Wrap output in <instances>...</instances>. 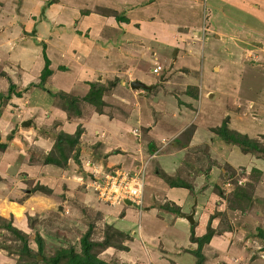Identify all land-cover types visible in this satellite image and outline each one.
<instances>
[{
	"label": "rangeland",
	"instance_id": "rangeland-1",
	"mask_svg": "<svg viewBox=\"0 0 264 264\" xmlns=\"http://www.w3.org/2000/svg\"><path fill=\"white\" fill-rule=\"evenodd\" d=\"M38 1L41 2L38 3ZM53 1L55 0H32L28 2L24 10L23 6L26 0H0V19H2L0 21L3 22V25L5 24L0 28V37L9 39L10 36H14V39L10 40L9 46L7 45L11 48L10 52L22 54L23 56L26 54L31 67V72L24 74L16 61H13V64L4 58L3 62L0 63V81L4 84L0 86V114L9 113L6 122L0 123V150H6L4 158L7 159L5 162L9 164L8 168L7 166H2L3 168L0 170V187L3 188L0 189V264H52V261H55L54 264H95L96 260L99 259L105 264H140L138 263L140 261L136 258L138 255L141 259L144 258V264L195 263L194 256H189L185 253V250L188 253L189 249L192 250L197 246V243L192 242L190 238V243L194 244L185 242L187 239L184 240L183 235L187 232V229L184 223L183 227L180 221L172 222L171 224L163 223L165 228L158 231L159 236L162 235L163 237V239L161 237V240L167 250H173V247H170V243L174 242L172 239H181L180 246L185 248V250L181 249V253H184L183 263H180L175 258L177 263L171 259L167 260L164 257L166 255L163 252L160 253L159 249L157 253H159L158 255L161 254L162 258L157 259L153 256L155 255L154 252H152L153 248H155V242L150 240H144L146 243L145 247L140 245L139 248V245H136V251L133 249V252L129 253V249L126 246L129 245L127 239L133 236L132 234H139L140 227H142V230H147L151 226L145 216L139 219L135 210L138 209L141 212L143 210V213H146L148 212V209H145L147 204L158 206L164 211H170L171 213V208L181 205L179 214L188 211L193 206V209L196 208L197 210L195 218L199 217L198 212L200 209L206 210L205 206H207L210 210L207 211V214H209L206 221L207 231H212L214 235L219 234V231L223 228L228 227L230 229L232 234H219L221 236L220 239L225 243L221 248L225 249V253L213 255V251L216 249L215 246H221L219 245L220 243L216 244L213 238H210L209 242L206 243L205 251L208 252L206 264H264V239L258 236L256 229L257 227L264 228V203L259 200L255 204L252 203V206L248 207V211L245 213L246 216L239 219L236 217V213L240 209L233 208L235 206L234 200L237 199L235 193L233 194L232 192L238 178L236 172L239 171L240 174H243L242 169L245 170L246 167L241 166V163L244 162L241 160L246 153L242 152L237 145L226 144L214 132V128L219 127L227 117H229L228 126L231 122L239 127H242L243 123L246 125L255 123L257 127L253 126V131L264 132V71L262 72L264 69V54L260 49L262 48V42H264V35L253 34L247 28L244 18L241 20V16H239L241 12L235 11L234 7L223 3L221 9L224 12L220 10L216 13L217 9H215V6L219 5H215V0H201L207 23L214 28L221 26L225 35L227 31L231 33L234 27L236 33L239 32L238 36H234L236 38L235 43H233L234 48L231 47L235 53L230 56V58L234 57L239 62L238 67L231 65L230 69L219 77H207L212 85H217L220 82L224 90H230L234 85L238 86L239 90L236 88L234 94L231 91L228 94H224L225 91L218 89L215 94L219 95L223 101L221 103L212 101L215 102L213 103L214 106H210L200 105V96L197 88L190 85V82H188L189 85L186 87L183 83L176 81L178 78L171 82L169 77L171 76L169 74L171 69H166L169 63L165 67L162 66V70L158 74L150 71L154 62L158 61L156 51L152 46L145 45L144 41H142L140 34H137L139 28L137 30L129 27L120 30L117 25L115 27L110 26L113 28L111 34L113 37L110 39V45L117 38H121L122 34L123 37L130 34V38L135 39L133 41L135 43L133 44L134 52H132L137 57L135 61L138 62L140 60V65H143V73L150 79L154 78L153 82L148 81L153 87V92L151 90L148 95L155 96V103L145 102L143 108L147 110L144 113L145 118H150V115L153 116L155 132L166 121H174V118L167 119L169 115H166V112L171 113L172 111V115L175 112L174 116H178L175 121H182L184 119L181 114L187 112L191 117L195 113L197 114L201 108L206 117L199 121L198 130H195L196 126L192 122L190 124L184 123L180 128L173 125L176 124L173 122L170 127L175 131L171 130V132L166 131L164 133L159 131L158 137L161 138L162 134H164L161 140L159 139V142L148 141L149 138H146V142L143 143L140 138H137L140 140V144L137 147L129 146L127 148L128 144H132V140L135 138L124 134V139L127 141L125 150L121 147H114L112 141L107 142L105 136L100 135V133L99 137L95 133H91L90 135L94 138L89 143L87 142V146L82 147L79 146V142L77 145L70 144L68 140L66 142V137L63 136L62 146L64 151L62 154L67 156L75 155L76 150H79L78 162L73 156H70L64 162L59 157L60 152L55 148L53 152L52 149L56 138H59L61 133L56 129L55 123L48 127L44 123L46 121V123L48 121L51 122L53 117L58 118V110L60 109L64 113L63 117L68 115V121L76 122L77 129L83 121L85 122L90 117V114L100 112L103 107L98 105L88 106L83 101L78 105L66 104L65 101L61 100L62 95L57 94L56 91L58 90L56 85L54 86L53 78L49 79L50 75L44 82L40 81V86H37L41 88L40 91L29 92V99L35 105L46 107L45 112H47L49 109L47 100L51 97L48 93H52L54 97L53 94L56 92L57 97L55 96L53 99L55 108L48 115V113L40 111V107L38 109L37 106L30 105L28 95L25 93L36 87L32 84L39 81L42 69L34 73L39 68L42 60L40 59V62L33 63V58L36 54L32 53L40 54L43 48L42 43L44 42L47 55L51 58L50 64L51 61L59 64V72L66 73L67 70L73 72V64H78L80 65L79 67L84 69L82 64H87L84 59L88 58L90 60L91 58L95 60L97 58L91 54L95 51L93 47H98V34H93L90 29L78 31L79 21L92 12L103 17L113 18L116 22H126L128 18L126 17L125 7L128 6L118 5L116 8H109L104 6V0H93V3L79 0V8L75 10L76 16L73 21L71 19L70 27L67 28L66 23L62 22V19L57 18L56 11L50 14V11L46 10L47 5ZM63 1L65 3L66 0ZM116 1L119 4V0ZM124 1L130 2V0ZM67 5H70V3L67 2ZM76 6L71 4L69 7L74 10ZM23 12L33 20L30 21V25L32 22L37 25L32 26L29 30V37L24 32L20 37L18 36L19 25H22L18 15L22 16ZM235 14H238V17ZM48 16H50V20H48ZM16 17V23L14 22L15 24H13V19ZM236 18L239 20H236ZM54 22L55 24L53 25ZM48 23L49 25L47 26ZM51 25H53V28L49 30L48 28ZM97 30L100 32L101 27H98ZM19 31L22 32L21 30ZM67 31L73 35L75 34L76 37L70 38L71 35L63 36ZM209 34V37L214 38V31ZM78 36L83 39L88 37L87 39L91 40L90 45L85 46ZM24 37H27L28 40L25 41ZM222 37L224 38L225 36ZM247 40H249L248 42H259L261 45H256L254 42L248 45L246 43ZM20 44L26 48L33 49V51L30 50L32 53L28 50H23L20 53L19 48L17 49ZM35 46H39V49H36ZM140 52L142 55L139 56ZM96 53L100 56L99 58L105 56L102 51ZM5 54H2L1 57H4ZM127 54L133 56L130 52H127ZM186 54L190 53L187 52ZM106 55L108 56L109 54L106 53ZM218 56L220 57L222 54ZM7 66H10V70H8ZM241 67L244 69L246 67L245 71L241 70ZM250 67L253 68L251 69ZM260 68L263 69L260 70ZM136 69L138 68L136 67ZM99 75L101 76L102 74ZM100 76L91 80L89 89L91 84H93V89H95L94 92H96L97 96L105 97L107 101L110 98H115L113 104L110 105L111 108L106 110L108 114L104 118L105 120L114 121L116 117L123 118L122 114L130 112V110L127 111L128 108L131 106L138 107V104L135 103L134 94H131L130 90L124 91L118 86L119 78L105 79V77L101 76L102 79H100ZM47 80L50 83L47 84ZM63 84L65 87L68 83L63 80ZM200 85L201 83L198 81L196 86L199 88ZM18 87H21L20 90H17ZM47 89L50 91H45ZM179 89H182L183 92H180ZM158 92L163 99L164 97L165 99L174 97L173 94L178 92L175 94L176 97H174L176 102L173 99H168L170 102L163 107L159 101L161 99H157ZM189 95L193 97L190 98ZM203 97L204 99L208 98L205 93ZM59 106L64 107L67 112L63 111ZM2 117L0 116V120ZM127 120L131 121L132 118ZM22 121H29V123L22 125ZM80 122L81 124L78 125ZM246 125H244V128H249L250 132L251 128L246 127ZM140 128L142 127L140 126ZM181 128H183L182 133L178 132ZM146 132V128H142V133L147 134ZM176 132V135H172ZM192 132L195 135L192 134V136ZM46 134H48L46 138L51 146L47 151H43L36 143V138ZM189 138L190 142L188 143ZM176 140H178L176 143L181 146H177V152L170 150V144ZM102 141L106 147L103 151H108L107 154L102 151ZM258 141L264 142V134L259 137ZM20 153L22 158L20 156L19 161L24 164L23 167H20L21 165L13 166L14 162L18 160ZM103 154L106 158L102 160ZM46 155H55L60 158L64 166L46 163ZM149 156L152 157L150 158ZM240 157L241 160H238ZM144 162L147 163L146 186L140 207L131 203L124 204L121 201L111 204L110 200L115 201V199L112 194L109 193L108 195L106 193L108 186L102 183L105 180V175L125 173L123 168L127 167L129 170H136V166H141ZM260 163L264 166V162L260 161ZM195 176H198L200 181L206 180L207 184H202V182L201 185H196L192 180ZM251 176L253 177V179L251 178L252 181L257 177L254 172H251ZM147 181L149 184L157 182V187H155L157 193L154 189H149L150 186ZM178 182L189 184V186H179ZM173 183L178 186L173 185ZM163 186L168 190L179 189L178 191H181L182 196L184 195L182 199L187 198L186 204L183 206V203L179 202L181 201L180 197H172V199L169 197L163 200L164 192L161 190ZM193 186L198 188H193ZM201 187L205 188L202 189ZM89 195L92 198L88 200ZM177 195H180V193H177ZM108 196L109 198H107ZM115 205L121 207V214L127 208L128 212L135 214L134 218L137 215L133 229L135 233H131V230L125 231L116 225L112 217L116 214L112 211ZM157 222L160 223L161 221ZM188 222L190 223V221ZM192 223L194 224V221ZM168 227L170 228L168 229ZM174 228L178 230H174ZM18 229L24 232L26 236L20 239L17 234ZM154 229L156 230L157 228ZM193 233L196 235L194 230ZM154 238L156 239V237ZM105 240L109 242V245H105ZM24 243L30 251H26ZM119 245L122 247H117ZM157 246H162V244H157ZM106 247L109 248L107 251L105 250Z\"/></svg>",
	"mask_w": 264,
	"mask_h": 264
},
{
	"label": "crops",
	"instance_id": "crops-1",
	"mask_svg": "<svg viewBox=\"0 0 264 264\" xmlns=\"http://www.w3.org/2000/svg\"><path fill=\"white\" fill-rule=\"evenodd\" d=\"M29 1H32V0H26L25 5L23 6L24 10H25ZM94 1L93 0H86V3H89V2L93 3ZM39 2H41V1H38V3ZM67 2L70 3V5L71 4L77 5L76 6L77 8L75 7V9L73 10L71 7H69L70 5L66 6ZM104 3H105L104 6L109 7V8H116L118 5H120V6L127 5L128 7H125V11H126L125 13H126V17L128 18V21L116 22L113 18H109V17H105V16L103 17V16H100V15L92 13V12L85 15V18L83 20L79 21L78 31H81L84 29H90V31L93 34L94 33L98 34V37H97L98 47L92 46L93 49H95V51H93L94 53L91 54V55L96 56L97 58H95V60H93L91 58H90V60H88V58L84 59L87 63V64H82L84 66V69H83V67H79L80 65H78V64H76V65L73 64L72 65V69H73L72 71L73 72H70L69 70H67L66 73L59 72L58 68H60V65L57 64L56 62L51 61V64L49 65V67L51 68L52 73L49 76V79L53 78L54 86L56 85L57 90L61 89V90H64L66 92H70L71 94H73L75 96H77V95L82 96L88 92L89 83L91 82V80L95 79L94 77L98 78L100 76L99 74H102L101 76L103 78L105 77V79L119 78V80H118L119 85L118 86L120 88H122V90H124V91L130 90V93L134 94L135 103L138 104V107H136L137 109L133 106L128 108L127 111L130 110V112H126L127 115H125L126 113L122 114L123 118L116 117L114 121L105 120L104 118L108 114V112L106 110L108 108L109 109L111 108L110 105L113 104V102L115 101V98H110L107 101V99H105V97H102L104 100V104L102 106L103 109L100 110V112H96V114H90V117H88V119L85 122L83 121L82 124H81V122L78 123V125L81 124L80 126H81L82 131H83V133L81 134V139H83L89 143V141L92 138H94L93 136L90 135L91 133L92 134L95 133L98 137H99V133H100V135L105 136V139L107 140V142L112 141V143L114 144V147L115 146L121 147V148H124V150H125V145L127 144V141H125V139H124V137H125L124 134H126L127 136L131 135L132 138H135L132 140V144H128L127 148H129V146L137 147V145L140 144L139 141L141 140L143 143H145L146 138H149L148 141L153 140V141L159 142V139L161 140V138L164 135V134H162L161 138L158 137L157 134H159V131H160V133L162 131H163V133L166 131L171 132V130H174V129H171V127H170L173 122L176 123L173 125L179 126V128L184 123L190 124V122H192V124H194L196 126L195 130H198V128L200 126L199 121H202V119L204 117H206L205 113L202 111L201 108L197 114L195 113V115H193L191 117H190V114L187 112H184L183 114H181V116L184 119L182 121H175V119L178 117V116H174L175 112H173L174 113L173 115H172V111H171V113L166 112V115H169V117H167V119L174 118V121H172V122L166 121L165 124L160 126L159 130L158 131L156 130L157 132H155L154 131L155 127L153 126L154 125L153 116L150 115L149 116L150 118H145L144 113L147 112V110L143 108V105H145L144 104L145 102L155 103V100H154L155 96L154 95H148L151 90L153 92V87L149 84L148 81L153 82L154 78L150 79L147 75H145V73H143V70H142L143 65H140V62H139L140 60L138 62L135 61L137 59V57L135 54L132 53V52H134V48H133L134 45L133 44H135V43H133V41L135 39L130 38V34H127L128 36H125V37H123V34H122L121 38H117V40L113 41L112 45H110V43H111L110 39L113 37L111 35L113 32V28H111L110 26L115 27V25H117V27L120 30L129 28V27L135 28L137 30L139 28V30L137 31L138 32L137 34H140L142 41H144L145 45L152 46L153 49H155V51H156V57H157L158 61L154 62V65L150 69V71H152V69L156 65H161V66L165 67V65H167V63H169V65H167L166 69H168V68L171 69V71L169 73L171 75V76H169L171 82H174V80L176 78H178V79H176V81L183 83L185 87L187 85H189L188 82H190V85H193L197 88V91H198L199 96H200V98H199L200 105L205 104V105L214 106L213 103H215V102L221 103V101H223L222 98H220L219 95L215 94L218 89L225 91L224 94H228L230 91L233 92V94H234V92L236 91V88L239 90V87L235 86V85L233 86V88L231 87L230 90L229 89L224 90V88H222L223 85H220V82L217 85H212L209 83V80L207 78L208 76L219 77L223 73L227 72L230 69L231 65L238 67L239 62H237L234 57L230 58V56L235 53V51L233 50V48H234L233 43H235L234 42L236 40L235 37L238 36L239 32L236 33V29L234 27L233 30L231 29L232 30L231 33H229V31H227V29H226L227 34L225 35L224 29H222L221 26H218V28H214L211 26V24L207 23L206 18H205V14H204V10H203V4H202L201 0H130V2H125L124 0H119V4L117 3L116 0H104ZM223 3L226 5L234 7L236 9L235 11L241 12V15H239V16H241L240 17L241 20H243V18H244L245 23L247 25V28L249 30H251L253 34L258 33L259 35H264V0H215V5H219V6H215V9H217L216 13H218L220 10H222L221 7L223 6ZM79 5H80L79 0H66L65 3L63 0H55L51 4L47 5L46 10H49L50 14L54 13L56 11L57 18L62 19V22L66 23V26L68 28V27H70L69 23H71L76 16L75 10H78ZM68 11H69V13H68ZM222 11L224 12V10H222ZM34 12H37V11H34ZM12 13H14V12H12ZM235 15H237L236 17H238V14H235ZM18 17L21 20L20 22L22 23V25H19V27H20L19 30H21L22 32H20L18 30V36L20 37L23 32L28 36L29 30L32 28V26L34 27L36 24H34V22H32V24L30 25V21H33V20L31 18H29L30 16H28L24 12H23L22 16L18 15ZM50 19H51L50 16H48V20H50ZM71 19H72V21H71ZM0 20H2V19H0ZM15 20H17V17L13 19V24L16 23ZM236 20H239V19L236 18ZM2 23L3 22L0 21V28H2L5 25V24L3 25ZM50 24H52V23L50 22ZM54 24H55V22L53 23V25ZM109 24H111V25H109ZM48 25H49V23L47 24V26ZM53 25H51V27H49L48 29L50 30L51 28H53ZM98 27H101L100 32H98V30H97ZM62 30H64V29H62ZM211 31H214V34H213L214 38H211V36L209 37V35H210L209 33ZM96 32H98V33H96ZM59 34H61V33H59ZM67 35H71L70 38L76 37L75 34L73 35V34L69 33L68 31L63 34V36H67ZM222 36H225V37L223 38ZM78 38L80 40H82V42H83V44H85V46L90 45L89 43L91 42V40L87 39L88 37L86 39H83L80 36H78ZM12 39H14V36H10L9 39H2L0 37V63L3 62L4 58H6L9 62H11L13 64H14L13 61H16L19 63V67L24 74L28 73V72L30 73L31 67L28 63V59L26 58V54L23 56L22 54H15V53L10 52L11 48L8 46H9V43H11L10 40H12ZM23 39L25 41L28 40L27 37H24ZM248 41L249 40H247V42H246V43H248V45H251L254 42V41L253 42L252 41L248 42ZM262 43H263L262 48H260V49H261V52L264 54V42H262ZM22 44H20L17 47V49L19 48L20 53L23 50H28L29 52H30V50L33 51V49L26 48ZM254 44L261 45V43H259V42L258 43L254 42ZM4 47H5V49H3ZM231 47H233V48H231ZM35 48L39 49V46H35ZM81 49H84V48H81ZM8 50H9V52H7ZM88 50H90V49H88ZM98 51L104 52L105 56H103L102 58H99L100 56L96 53ZM38 52H39V50H38ZM127 52H130L133 56L128 55ZM187 52L190 54H186ZM30 53H32V52H30ZM41 53L40 54L39 53H32V54H36V56L33 58V63L37 62V61L40 62V59L42 60V63L40 64L39 68L34 73L38 72L43 67V57H42ZM106 53L109 55L107 56ZM2 54H5V56L1 57ZM220 54H222V56L219 57L218 55H220ZM138 55L139 56L142 55L141 52ZM86 57H88V56H86ZM50 60H51V58H50ZM10 66H7L8 70H10ZM136 67L138 69H136ZM250 68L252 69L253 67H250ZM263 68H260V70H262ZM245 69H246V67H245ZM245 69L242 68L241 70L245 71ZM263 71H264V69L262 70V72ZM174 74H176V75H174ZM30 76H32V74H30ZM101 76H100V79H102ZM241 77H243V76H241ZM48 80H47V84L50 83ZM63 80H65V83H68L65 87L63 84ZM132 81H140L141 83H143L145 85V87H141V86L140 87H132V85H131ZM198 81H200V83H201L199 88L196 86ZM3 85H4L3 82L0 81V86H3ZM20 88L21 87H18L17 90H20ZM40 89L41 88H39V87H34L32 90H29L25 94L28 95V99H29V92L30 91H32V92L34 90L40 91ZM179 90H180V92H183L182 89H179ZM211 90H214V91H211ZM45 91H50V90L47 89ZM23 92H25V91H23ZM23 92H22V94H23ZM127 93H129V92H127ZM177 93L178 92H175L173 94V96L176 97L175 94H177ZM204 93L208 96V98L204 99V97H203ZM48 94H50L51 97L49 100H47L49 103V105H48L49 109L47 110V112H45V110L47 109L46 107H40V105H35V104L31 103L30 99L28 102L30 105L37 106L38 109L40 107V109H41L40 111H42L44 113H48V115H50V112L52 111V109L55 108V106H54L55 102L53 100L54 97L52 96V93H48ZM159 95H160V97H159ZM189 96H190V98L193 97L192 95H189ZM174 97H170V98L167 97L166 99L164 97V99H163L161 97V94H159V92H158L157 99H161L159 101H160V103H162L163 107H165L166 104L170 102L168 99H173L176 102ZM212 101H215V102H212ZM179 102H182V101H179ZM86 105L90 106L91 104L87 103ZM134 114H135V118H134ZM8 115H9L8 112L1 113L0 116H3V117L0 120V123L6 122ZM201 115H203V117H201ZM63 116H64V113L62 112V110L59 109L58 110V118L53 117L51 122L48 121V123H46L47 122L46 121L44 123V125L46 127H48L49 125H52L53 123H55L57 130L64 131L67 133H73L74 130L76 129V122L75 121H68L67 116H65V117H63ZM3 118H5L4 121H3ZM128 118H132V120L128 121L127 120ZM135 119H136V121H134ZM244 125H246V124L243 123V126L239 127V126L233 125L232 122H231V124H229V126L232 129H235V130L240 131L242 133H246L250 137H259L260 135L264 134V132H256V130L253 131V128L257 127V125L255 123L254 124L250 123V124L246 125V127L251 128L250 132L248 130L249 128H244ZM140 126L142 128H146L147 134L142 133V128H140ZM178 132L182 133L183 128H181V130ZM251 132H253V133H251ZM139 133H140V135H139ZM176 134H177V132L173 133L172 135H176ZM192 134H193V132L191 133V135ZM137 135H139V136H137ZM193 135H195V134H193ZM47 136H48V134H46L44 136H38L36 138V143H38L39 147L41 149H43V151H47V149L51 146L50 142L47 141V138H46ZM137 138H140V140H138ZM129 139H130V137H129ZM222 141H224V140H222ZM176 142H178V140L173 141L170 144L171 145L170 150H173L175 152H177V146L181 147L180 144H177ZM189 142H190V138L188 139V143ZM219 147H221V146H219ZM101 148H102V151H103V149L106 148L103 144V141L101 144ZM5 151L0 150V170L3 168L2 166H7V168L9 166V164L5 162V161H7V159L4 158L6 155ZM107 152H104V154H107ZM104 154H103L102 160L104 158H106V157H104L105 156ZM21 155H22L21 153L18 155V160H16V162H14L13 166L17 167V165H21L20 167H23L24 164L19 161V157ZM245 157H246V159H245ZM21 158H22V156H21ZM242 158H243L242 160H241V157L238 160L244 161L243 163H241V166H244L246 168H245V170L242 169L243 174H240L239 171L236 172L238 178L236 180L237 182L235 183V185L240 184L242 186H245L247 184V182L252 181L251 178L253 179V177L251 176L252 169L258 170L257 172H255L257 177L255 178L254 181H252L251 190H250L252 199L250 200V202H249L250 204L248 207L252 206L251 205L252 203L255 204L257 202V200L264 203V168H263L264 166H262L260 163V161L264 162V158L258 157L256 155L252 156V154H249V153L244 154V156H242ZM244 164H246V165H244ZM21 170H22V168H21ZM190 175H191V173H190ZM235 177H236V175H235ZM192 180L194 181V183L196 185H201L202 182H203L202 184H207L206 180L200 181L198 176L193 177ZM148 185L150 186L149 189L152 188L157 193V189L155 188V187H157V182L155 184H152V183L149 184V182H148ZM193 188H198V187L193 186ZM204 188L205 187H203L202 189H204ZM234 188H235V186H234ZM0 189H3V188L0 187ZM161 190H163V192L165 193V194L163 193V197H164L163 200H165L166 198H169V197H171V199H172V197H180L181 201H179V202H182L183 206L186 204L187 198L182 199V197H184V195L182 196L181 191H178L179 189L175 188V189H169L168 190L167 188H165L163 186ZM177 193H180V195H177ZM89 196L90 197H88V200L90 198H92L91 195H89ZM195 203H197V202H195ZM205 207H206V210L203 209L204 210L203 211L201 208L200 211L198 212V214H199L198 218L194 217L197 214L196 213L197 210H196V208L193 209V206L190 207V209L188 211H184V213H181V214H177L174 212L171 213L170 211H164L163 209L159 208L158 206L149 205V204L145 205V209H148V212H146V213H143V210L141 212L138 209H135L137 214H138L139 219L140 218L142 219L145 216L148 224L150 223L151 226H150V228H147V230H142V227H140L139 234H137V235L132 234L133 236H130V238L127 239V242L129 245H126V246L129 249V253L133 252V249H135L136 245L137 246L139 245V248H140V245H143L145 247L146 243L144 240H147V241L150 240L151 242H153V241L155 242V244H154L155 248H153L152 252H154L155 255H153V256H155L157 259L162 258V255L161 254L158 255L159 253H157V251L159 249L160 253L163 252L166 255L164 257L167 260L171 259L177 263V261L175 259H178L180 261V263H183L184 262L183 254L184 253H181V249L185 250V248L183 246H180L181 239H178V238L172 239V240H174V242L170 243V247H173V250H167V249H165V246L161 240L162 235L159 236L158 230L165 228V225H163V223L171 224L172 222L180 221V223L182 225L184 223V225L187 229L186 230L187 232L184 233L183 238H184V240L187 239L185 241L186 243L187 242L190 243L191 241L189 238L191 236V234H190L191 233L190 232L191 231V223H189L187 221L185 216L188 215V213L193 214V218H194L193 230L195 231V234H196L195 236L204 234L205 232H207L206 221L208 220L207 218L209 216V214H207L208 213L207 211H210L207 208V206H205ZM234 209H238V208H234ZM112 211L114 213H116L112 217H113L114 222L116 223V225L119 228H121L125 231L131 230V233H135L133 231V229L135 227V221H136L137 215H136V218H134L135 214L128 212L127 208L125 209V211H123V214H121L120 213L121 207L118 205H115L112 208ZM247 211H248V208H246L245 210H239V212L236 213V217L238 219L244 218L246 216L245 213ZM114 217H115V219H114ZM157 221H161V222L158 223ZM184 225H183V227H184ZM154 228H157V229L155 230ZM169 228L170 227H168V229ZM141 230L143 231L142 234H141ZM174 230H178V229L174 228ZM155 231H157V232H155ZM219 234H214L211 237V238H213V241H216V244L220 243L219 245H221V246H215L216 249L213 251L214 252L213 255L225 253V251H224L225 249H221L225 245V243H224V241H222V239H220L221 236H219ZM229 234H232L230 229L223 231L221 235H229ZM141 235H142V237H141ZM138 237H139V240H138ZM154 237H156V239ZM162 239H163V237H162ZM139 242H141V243H139ZM164 242H165V239H164ZM194 243H190V244H194ZM157 244H162V246H157ZM205 245L202 249V253L205 257L203 264H206V260L208 259V252L205 251ZM107 249H109V248L106 247L105 250L107 251ZM135 251H136V249H135ZM210 252H212V251H210ZM185 253L188 254L189 256H194L192 252L188 251V253H187V251L185 250ZM223 257L225 258V256H223ZM136 258L140 261L138 263L142 264L144 262L143 261L144 258L141 259L139 255L136 256ZM193 258H194V262H195V257H193Z\"/></svg>",
	"mask_w": 264,
	"mask_h": 264
},
{
	"label": "trees",
	"instance_id": "trees-1",
	"mask_svg": "<svg viewBox=\"0 0 264 264\" xmlns=\"http://www.w3.org/2000/svg\"><path fill=\"white\" fill-rule=\"evenodd\" d=\"M42 45H43V48H42L41 54L43 57L44 64H43V67H42L40 75H39V81L33 82V84H32L36 87L40 86V83L44 82V80H46V78L49 75H51V73H52V70L49 67L50 58L47 55L46 50H45V43L43 42ZM93 87H94L93 84H91V87L88 90V92L82 96H80V95L75 96V95L71 94L70 92H66L64 90H58L56 92H57V94L62 95V97L60 96L62 98L61 100L65 101L66 104L78 105V104H80V102L83 101L84 104L88 103V104H91L92 106H95V105L103 106L104 100H103L102 96H97L96 92H94L95 89H93ZM56 92L53 94L54 97L55 96L57 97ZM82 106H83V104H82ZM59 107L62 108L63 111L67 112L64 107H61V106H59ZM228 122H229V117L225 118L219 127L214 128V132H216L217 135L222 140H224L226 143H231V144L237 145L242 152L249 153V154L264 158V142L258 141L259 137L261 135L259 137H250L246 133H242L240 131H237V130L229 127ZM59 133H61V134L59 135V138H56V142L54 143L55 145H53L54 147L52 148L53 152H54V148L57 151H59L60 152L59 157L61 159H63L64 162H66L68 160V158H70V156L71 157L73 156L75 158V160L77 161L78 160L77 158L79 156V153H78L79 150L78 149L76 150L75 155L67 156L65 154H62V152L64 151V147L62 146V138H63V136H65L66 142L68 140V142L70 141L69 143L72 145H77L79 142L80 147L87 146L88 145L87 141L81 139V134H82L81 126L77 127V129L73 133H67L64 131H59ZM46 156H47L45 158L46 163H54L58 166H62V165L64 166L61 159L56 157L55 155H52V156L46 155ZM257 171L258 170H256V169H252V172H254V173ZM242 172H243V170H242ZM174 184L175 183H173V185ZM178 185L182 186V187H188L189 186V184L187 185L186 183H183V182H178ZM178 185H176V186H178ZM251 185H252V181L247 182V184L245 186H242L240 184H237L235 186V188L232 190V192H233V194L235 193L237 199L234 200L235 206H233V208H238L240 210H244V209L248 208V206L250 204L249 202L252 199L251 191H250ZM170 210L174 213L179 214L180 213V206H176L175 208H171ZM193 226H194V224H191L190 239L192 240V242H196L197 246L192 250L189 249V251L192 252L194 257H195V263L194 264H203L205 257L202 253V249H203L204 245L209 242L211 236L213 235L212 234L213 232L207 231L208 233L205 232L204 234L195 236L193 233ZM8 227H9V225H8ZM228 229H229L228 227L223 228V229H221V231H219V233H222L223 231L228 230ZM256 229L258 232V236L264 239V228L257 227ZM119 233H121V232H119ZM17 234L19 235L20 239L26 236L25 233L22 232L21 230L17 231ZM108 243L109 242L105 240V245H109ZM121 245H119L117 247H122ZM24 247H25L26 251H30L29 248L27 249L25 243H24ZM87 250H88V246L86 247V251H85L86 254H87ZM54 263H55V261H52V264H54ZM95 264H105V263L101 259H99V260H96Z\"/></svg>",
	"mask_w": 264,
	"mask_h": 264
},
{
	"label": "built area",
	"instance_id": "built-area-1",
	"mask_svg": "<svg viewBox=\"0 0 264 264\" xmlns=\"http://www.w3.org/2000/svg\"><path fill=\"white\" fill-rule=\"evenodd\" d=\"M162 69L161 65H157L152 70L158 73ZM150 158L152 156H149ZM147 163H142L141 166H136V170H129L123 168L125 173L120 174H106L105 180L102 182L105 186H108L106 193L112 194L115 201L110 200L111 204H115L117 201L124 202L130 201L131 204L140 205L142 204V198L146 186L145 174H146ZM111 196V197H112ZM109 198V196L107 197Z\"/></svg>",
	"mask_w": 264,
	"mask_h": 264
},
{
	"label": "water",
	"instance_id": "water-1",
	"mask_svg": "<svg viewBox=\"0 0 264 264\" xmlns=\"http://www.w3.org/2000/svg\"><path fill=\"white\" fill-rule=\"evenodd\" d=\"M131 85H132V87H140V86H141V87H145V85H144L143 83H141L140 81H132V82H131ZM28 123H29V121H23V122H22V125H27ZM125 203H126V204H130V201L126 200ZM185 218H186L188 221H190V223H192V222L194 221V219H193V214H192V213L186 215Z\"/></svg>",
	"mask_w": 264,
	"mask_h": 264
},
{
	"label": "clouds",
	"instance_id": "clouds-1",
	"mask_svg": "<svg viewBox=\"0 0 264 264\" xmlns=\"http://www.w3.org/2000/svg\"><path fill=\"white\" fill-rule=\"evenodd\" d=\"M156 66H157V65H156ZM156 66H155V67H156ZM161 70H162V69H161ZM161 70H160V71H161ZM160 71H159V72H160ZM152 72H153V70H152ZM159 72H158V73H159ZM154 73H155V72H154ZM158 73H157V74H158Z\"/></svg>",
	"mask_w": 264,
	"mask_h": 264
}]
</instances>
